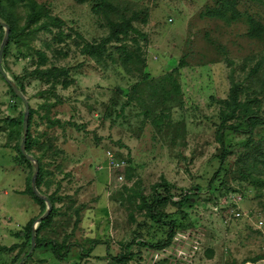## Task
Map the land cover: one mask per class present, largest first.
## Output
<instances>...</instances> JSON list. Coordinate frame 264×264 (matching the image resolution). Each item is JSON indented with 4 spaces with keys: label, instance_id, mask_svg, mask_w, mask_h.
Wrapping results in <instances>:
<instances>
[{
    "label": "rangeland",
    "instance_id": "rangeland-1",
    "mask_svg": "<svg viewBox=\"0 0 264 264\" xmlns=\"http://www.w3.org/2000/svg\"><path fill=\"white\" fill-rule=\"evenodd\" d=\"M32 1L62 24L34 32L26 1L0 0V22L12 27L0 68L34 111L27 155L52 215L35 225L31 251L15 238L45 205L26 191L32 162L20 159L21 129L7 121L23 106L0 75V247L16 246L0 251V264L254 261L264 245V0ZM127 19L135 32L81 54ZM55 118L61 127L45 122ZM164 187L194 192L196 203L157 250L164 226L148 215L167 220L177 200ZM48 242L64 261L35 248ZM126 245L134 255L120 263Z\"/></svg>",
    "mask_w": 264,
    "mask_h": 264
},
{
    "label": "trees",
    "instance_id": "trees-1",
    "mask_svg": "<svg viewBox=\"0 0 264 264\" xmlns=\"http://www.w3.org/2000/svg\"><path fill=\"white\" fill-rule=\"evenodd\" d=\"M19 1H26L25 5H27V8H28V14H27V18H26V26H28V27L32 26V25L35 26L33 28L34 32L48 30V26H49L48 23H50V25H52L54 27H58L59 25L62 24V22L60 20L45 14L43 9L40 8L39 6H37L34 1H32V0H19ZM41 19H47V20H49V22L39 23V21ZM37 23H39V24H37ZM5 25L9 28V34H8V39H7V42H8L9 39L11 38V35H12V32H11L12 27L9 24H5ZM0 29H2V28L0 27ZM129 32H135L134 28L131 26V20H129V19L120 21L118 23H109L107 36L104 39H102L101 41H99L98 44L85 45L84 50L81 52V54L84 56H93V55L97 54L98 50L103 48L111 40L112 41H119V36H125ZM7 42H6V44H7ZM6 44L3 48L2 55L5 52ZM138 63L140 65V67H138V69H136V70H138V72H139L138 74L141 75L140 81L146 80L147 76L142 73V68H141L142 61L139 60ZM178 65H179V67H181L183 64L181 65V62H179ZM0 70H1V68H0ZM47 72L50 73L49 71H47ZM0 75L1 76L3 75L2 71L0 72ZM2 78H3V76H2ZM135 85L136 86H134V88L137 87L138 84H135ZM17 89L21 93V89H19V88H17ZM9 92L11 93V96L15 100L19 101L13 95L10 88H9ZM33 112L34 111H32L31 109L28 108L27 133H26V139H25V143H24V152L26 154H27V151H28V148L30 145V141H31L30 136H29V123L31 121L30 119H31V116L33 115ZM43 119H45V118H43ZM7 121H9V123L12 124L13 126L20 127V129H21L22 116H20L18 119L15 118V119L7 120ZM45 122L47 124H49L50 126H59V127L62 126L57 120L48 121L46 119ZM65 125H69L70 127H74V124L66 123ZM220 142H221V140H220ZM220 144H222V143H220ZM221 150H223V149H221ZM17 152H18L20 159L23 162H27V160L19 152V149L17 150ZM36 164L38 166V174L35 178V188L38 187L39 179H40V174H39L40 173V166H39V162L37 160H36ZM26 191L31 196V198L33 199V201L36 204H38L40 207L43 206L44 202L33 196L30 186L26 189ZM161 191H162V193H166V197L170 200V202L172 201V199L174 197H176L177 200L172 201L173 203L171 204L173 209H174V212H169L170 214H165L164 217L167 220H162V222L161 221L157 222V220H156L157 218H160V214L156 213L157 216H155L153 214V212L149 213V211H152L151 208H148V210H146L149 213L148 219H147L148 222L153 223V224H157V223L159 224L160 223L161 226H164V231L162 232V234L164 233V239H163V241L158 242L155 245V248L157 250L167 248L170 245L171 240L174 237V235L178 232L181 224H180V221L177 219V213H180L179 215L181 216L182 215L181 211H182L183 207H191L192 205H194L196 203V197H195L196 194H194V192H188V193L187 192L186 193H184V192L180 193L179 192L178 194H176V196H174V195L170 194V192L168 191V189L166 187H164ZM46 198L49 201L50 206L52 207L53 200L49 197H46ZM152 199H153L154 204L157 202H162V200H164L162 198V196H160L159 194H157L156 196H153ZM51 215H52V208H51V212L49 213V215L44 220H42L39 225H41L45 221H47ZM34 221L35 220L28 221L23 227V232H19L18 234H16L15 238L23 237L25 239V242H27L29 244L30 243V230H31L32 223ZM35 232H36V230H34V234H35ZM35 240H36V238H35ZM94 244H97V242H95ZM144 245L145 244H143V242H138V244H137V246L140 248L144 247ZM15 247H16L15 245H12V246L7 247V248L6 247H0V251L3 253H10L15 249ZM48 247L50 248L52 254L55 256V258L58 261H64L66 259L65 254L59 253V249L57 248V245L55 243L48 242V243H42V244H36L35 245L36 249H38V248L47 249ZM124 251H125L126 255H119L117 257V260L120 263L129 261V259L132 258L134 255L131 252H129L128 245L125 246ZM25 256H27V254Z\"/></svg>",
    "mask_w": 264,
    "mask_h": 264
},
{
    "label": "water",
    "instance_id": "water-1",
    "mask_svg": "<svg viewBox=\"0 0 264 264\" xmlns=\"http://www.w3.org/2000/svg\"><path fill=\"white\" fill-rule=\"evenodd\" d=\"M0 27L3 29V37H2V40L0 42V61H1L2 51H3V48L7 42V39H8L9 28L1 22H0ZM0 72H1V70H0ZM2 76H3L4 80L6 81L7 86L10 88L11 92L13 93V95L21 102V104L23 106V114H22V121H21V141H20V145H19V152L21 153V155L26 160H28L29 162H32L33 173H32L31 179H30L31 192L35 198L42 200L44 202V205H45V212L38 219H36L32 223V226H31L30 248H29V251H31L33 246H34V227H35V225L39 224L42 220H44L49 215L50 210H51V206H50V203L47 200V198L41 197L35 188V178H36V175L38 172V166H37L36 162L24 152V148H23L24 143H25V139H26V133H27L28 105L26 103L25 98L21 95V93L18 91V89L10 81L6 80L4 74Z\"/></svg>",
    "mask_w": 264,
    "mask_h": 264
},
{
    "label": "built area",
    "instance_id": "built-area-1",
    "mask_svg": "<svg viewBox=\"0 0 264 264\" xmlns=\"http://www.w3.org/2000/svg\"><path fill=\"white\" fill-rule=\"evenodd\" d=\"M111 165H113L116 168H120V165H118L117 163H112ZM240 213L239 212H234V213H230V218L232 217V219H238ZM256 228L257 229H261L264 227V222L262 221H258L256 223ZM244 264H264V245L261 247L259 255L256 256L254 261H246L244 262Z\"/></svg>",
    "mask_w": 264,
    "mask_h": 264
},
{
    "label": "crops",
    "instance_id": "crops-1",
    "mask_svg": "<svg viewBox=\"0 0 264 264\" xmlns=\"http://www.w3.org/2000/svg\"><path fill=\"white\" fill-rule=\"evenodd\" d=\"M13 119V118H12ZM59 119V118H58ZM57 118H55L54 120H57L58 122H59V120H58ZM60 123V122H59ZM61 124V123H60ZM30 125V124H29ZM53 127H57V126H53ZM29 129H30V127H29Z\"/></svg>",
    "mask_w": 264,
    "mask_h": 264
}]
</instances>
